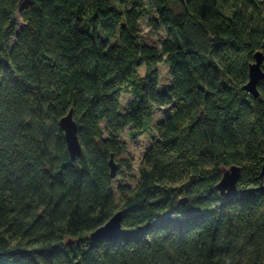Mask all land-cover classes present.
I'll use <instances>...</instances> for the list:
<instances>
[{
  "label": "trees",
  "instance_id": "16d2710c",
  "mask_svg": "<svg viewBox=\"0 0 264 264\" xmlns=\"http://www.w3.org/2000/svg\"><path fill=\"white\" fill-rule=\"evenodd\" d=\"M256 51L264 69V0H0V264H264V78L242 89ZM154 107L169 113L114 190L120 132L143 134ZM116 211L121 235L90 239Z\"/></svg>",
  "mask_w": 264,
  "mask_h": 264
},
{
  "label": "water",
  "instance_id": "95a60500",
  "mask_svg": "<svg viewBox=\"0 0 264 264\" xmlns=\"http://www.w3.org/2000/svg\"><path fill=\"white\" fill-rule=\"evenodd\" d=\"M253 59L254 60L248 66V79L242 86V89L256 97L258 95L256 85L260 79L264 78V69H262V53L260 51H256L253 55ZM58 125L63 131L68 154L71 159H75L80 155L81 147L77 139L76 123L72 118L71 109H69L68 112L58 120ZM108 165L110 176L114 177L119 165L113 160L112 156H110ZM261 170L262 173H264V156H262ZM239 172L240 168L236 165H230L228 168L223 170L221 178L218 181L216 187L225 197L229 198L235 194L236 182L239 177ZM257 189L264 190V184H261ZM120 221L121 212L116 211L105 223L91 231L88 237L92 240L116 238L122 233ZM71 242V240L66 241L67 244Z\"/></svg>",
  "mask_w": 264,
  "mask_h": 264
},
{
  "label": "rangeland",
  "instance_id": "374dc122",
  "mask_svg": "<svg viewBox=\"0 0 264 264\" xmlns=\"http://www.w3.org/2000/svg\"><path fill=\"white\" fill-rule=\"evenodd\" d=\"M22 1L23 3H26L28 0H22ZM145 20L146 17H142L140 21V25H141L140 41L144 43L158 45L162 37L164 36V32L162 30L153 31L151 29H148ZM20 26H21V21L17 17L16 31L19 30ZM137 71L140 74H142L143 68L140 67L137 69ZM157 73H158V87H157L158 91L166 92L171 79L167 70V66L163 63H158ZM129 98H130V94L128 92H123L120 95L121 112H123L126 109ZM168 113L169 110L167 107H154L152 112V118L148 123L147 130L135 139L129 137L127 133V129H123L120 132V139L125 142L126 151L123 155H121L117 159V162L121 160L123 161L124 164L121 166V174L115 177L113 181L114 190L116 185L120 182L133 184L136 176L138 161L143 155L144 151L148 148L151 141V136L155 135L154 125L164 116L168 115Z\"/></svg>",
  "mask_w": 264,
  "mask_h": 264
}]
</instances>
